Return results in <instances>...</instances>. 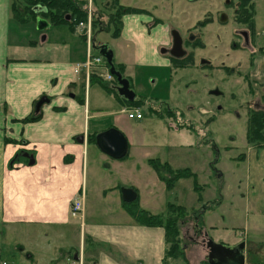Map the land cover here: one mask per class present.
Returning <instances> with one entry per match:
<instances>
[{"label": "rangeland", "instance_id": "obj_1", "mask_svg": "<svg viewBox=\"0 0 264 264\" xmlns=\"http://www.w3.org/2000/svg\"><path fill=\"white\" fill-rule=\"evenodd\" d=\"M118 1L143 11L123 17L121 38L101 32L96 43L108 45L118 61L121 50L123 53L122 40L126 35L132 38L139 59L126 77L137 99L146 101L140 107L143 119L129 123L132 132L126 136L129 151L121 159L125 160L121 176L126 185L138 187L139 198L131 204L123 203L121 208L138 207L152 214L166 215L169 202L186 207L190 214L179 224L182 244L188 248L192 264H209L203 261V250L189 243L194 232L193 218L201 216L197 222L200 227L219 226L207 229L204 235L208 240L237 245L244 240L240 235L244 222L251 223L258 218L260 231L251 228L248 232L247 239H257L256 245L249 243V263L264 264V146L250 145L246 138L250 108L258 107V103L264 107V0H253L255 31L236 20V0L232 1L233 7L226 6L227 0ZM224 12L228 15L226 23L220 21ZM12 16L15 20L13 12ZM204 20L208 21L201 26L199 22ZM22 25L28 27L22 28L17 22L13 29L22 32V42L32 38L33 44L39 45L48 35L56 41L65 38L64 26H52L42 32L37 31L35 22ZM172 29H177L185 40L192 33L204 44L193 48L187 42L188 46H184L188 53L194 54L193 66L175 68L172 65ZM202 59L209 60L212 66L202 67ZM87 88L91 116L95 114L93 101L96 100L99 107L96 117L100 123L107 124L115 118L125 120L116 98L98 84L83 86L78 97L85 99ZM164 107L176 114L159 118L156 111ZM93 150L112 162L111 157L96 147ZM24 154L19 159L24 160ZM94 158L100 165L101 160ZM151 158L169 162L174 169L190 168L197 176L176 181L172 189H167L162 182L153 187L148 183V171H140L148 168L152 172L148 164ZM114 203V200L88 202L83 221L79 216L71 217V224L60 232L62 236H55L52 231L58 228L51 227L47 232L51 237L43 240L23 235L24 228H19L20 225L10 231L0 222V264H47L51 258L66 262L68 254L80 250L82 223H103L106 210ZM225 225L229 228L224 229ZM196 233L199 239L201 236ZM98 245L94 246L96 252L103 248L101 243Z\"/></svg>", "mask_w": 264, "mask_h": 264}, {"label": "crops", "instance_id": "obj_2", "mask_svg": "<svg viewBox=\"0 0 264 264\" xmlns=\"http://www.w3.org/2000/svg\"><path fill=\"white\" fill-rule=\"evenodd\" d=\"M11 3L12 0H0V222L10 231L20 225L19 228H24L23 235L43 240L51 237L47 233L51 227L58 228L52 231L55 236H62L61 230L75 217L71 213L75 198H84L83 213L79 216L82 221L88 202L114 200V205L108 207L103 216V223H82L79 251L68 254L66 262L62 261L65 263L51 258L47 264H164V228L141 225L128 210L121 208L124 200L122 191L118 193L120 186H131L139 198L138 187L126 185L121 176L125 160L112 157V162L106 160L94 152V147L99 149L97 144L88 140L90 135L110 128H117L128 136L132 134L129 123L135 119L128 118L122 111L126 106L114 94L99 83L90 82L92 71L90 75L86 68L75 72L77 64L87 55V43L79 31L72 32L64 26L62 41L52 40L48 35L39 45L33 44L32 38L25 40L28 43L22 42V32L13 30L17 22L13 20ZM126 36L121 45L123 53L121 50L118 61L114 53V59L126 65L127 76L139 56L132 38ZM95 53L99 52L95 50ZM95 84L116 98L120 112L126 115L123 122L115 118L110 123H100L96 117L99 108L96 100L93 101L95 114L91 116L88 88L85 99L78 97V92L85 85ZM42 97L49 101L42 105L39 120L23 121L35 113L36 103ZM82 136L84 139L80 142ZM23 153L34 155L35 164L29 165L23 157L12 161ZM94 156L101 160L100 165L96 164L98 159ZM145 170L151 186L164 183L153 170L152 173L151 169L140 168V171ZM198 219L201 216L193 218L194 232L189 243L203 250L204 261L210 241L204 234L215 226L202 223L204 226L200 227ZM258 220L245 221L240 231L244 240H239L245 244V264H253L249 263V243L256 245L257 239L247 238L252 229L260 231ZM196 232L201 236L199 239ZM100 243L103 248L96 252L94 246ZM186 250L192 264L188 248Z\"/></svg>", "mask_w": 264, "mask_h": 264}, {"label": "trees", "instance_id": "obj_3", "mask_svg": "<svg viewBox=\"0 0 264 264\" xmlns=\"http://www.w3.org/2000/svg\"><path fill=\"white\" fill-rule=\"evenodd\" d=\"M105 4L98 3L95 0L92 26H93V42H97V36L101 32H109L112 37H119L123 28V17L129 13L142 12V9L124 6L118 0H107ZM238 10L236 12V20L247 26L249 30L255 31V5L253 0H239ZM45 9V10H44ZM39 10V12H38ZM110 10V12H106ZM11 11L15 20L19 24H28L30 22L37 23L39 17L45 18L51 26H67L72 32L76 31L77 24L81 21H87L88 12L83 0H12ZM208 20L199 22L201 26L206 25ZM193 48L204 47L201 40L190 42ZM175 68H187L194 64V54L190 52L183 59H171ZM116 69L126 77V65L118 63L114 59ZM109 67V64H106ZM130 81V79H129ZM91 83H99L107 92L114 94L126 107H141L146 101L144 99H135L133 102L125 100L112 85H119L117 78L113 81H107L94 71L91 75ZM131 83V81H130ZM132 88V84H131ZM251 93H255L251 87ZM151 109L154 106H150ZM157 116L165 119L167 116H174L176 112L168 107L163 110L156 111ZM40 113H33L23 119V121H37ZM183 127V125H180ZM98 133L89 136L91 143H96ZM247 142L250 145L264 146V107L250 108L247 125ZM127 156V155H126ZM125 156V157H126ZM124 157V158H125ZM19 157L13 159L15 162ZM25 161H28L24 158ZM148 164L158 174L167 189H172L176 181L183 178L195 177L190 168L174 169L169 162L162 161L160 158H151ZM199 189L198 187H196ZM138 198H136L137 200ZM135 200V201H136ZM134 202V201H133ZM131 202V203H133ZM124 205L127 204L124 202ZM130 203V204H131ZM129 214L141 225L148 227H162L165 230L166 250L164 256V264H190L186 247L183 246L180 221L184 220L190 212L186 207L176 203L169 202L166 209V215H156L140 208H127Z\"/></svg>", "mask_w": 264, "mask_h": 264}, {"label": "water", "instance_id": "obj_4", "mask_svg": "<svg viewBox=\"0 0 264 264\" xmlns=\"http://www.w3.org/2000/svg\"><path fill=\"white\" fill-rule=\"evenodd\" d=\"M220 19L222 22H224L227 20V17L225 16V14H222ZM50 26V23L45 18L39 17L37 19V29L39 31H44ZM171 36V56L177 59L184 58L187 55V50L184 48V40L180 32L176 29H173L171 31ZM42 39H45V36ZM95 49L105 57L107 63L110 66L111 73L117 78L119 85L116 89L118 93L125 100L133 102L136 99V93L133 89H131L129 80L127 78H124L121 72L116 69L114 64V52L106 44L96 46ZM200 63L201 65L211 64V62L207 59H202ZM213 93L219 94V91H213ZM47 101H49L48 98L42 97L36 103L35 113H39L42 105ZM83 139L84 138L82 136L79 141L83 142ZM96 144L102 152L114 159L124 158L129 151V145L126 136L117 128H110L108 130L100 132L96 137ZM24 157L28 159L29 165L35 164L34 155L25 153ZM122 196L123 200L126 203H131L136 200L137 191L133 188L124 187L122 188ZM207 244L210 252L207 255L206 259L209 264H245L244 242L235 246L216 244L212 241H209Z\"/></svg>", "mask_w": 264, "mask_h": 264}, {"label": "built area", "instance_id": "obj_5", "mask_svg": "<svg viewBox=\"0 0 264 264\" xmlns=\"http://www.w3.org/2000/svg\"><path fill=\"white\" fill-rule=\"evenodd\" d=\"M94 0H85L88 8V20L87 21H81L77 25V30L83 34V36L86 38L87 43V55L86 60L81 62L80 64H77L75 68V72L79 73V71L82 68H86L88 75H90V72L96 69H99L104 64V59L102 56L94 55L93 47H92V5ZM105 77L108 80H112L113 76L107 72L105 74ZM123 112L127 113L128 117L130 119H142L143 114L139 108L135 109H124ZM84 209V198L83 196L76 198L71 206V213L73 216H81ZM2 264H7L6 262H3Z\"/></svg>", "mask_w": 264, "mask_h": 264}, {"label": "flooded vegetation", "instance_id": "obj_6", "mask_svg": "<svg viewBox=\"0 0 264 264\" xmlns=\"http://www.w3.org/2000/svg\"><path fill=\"white\" fill-rule=\"evenodd\" d=\"M232 1H235V0H227V1H226V6H228V7L232 6V7H233V3H232ZM236 1L239 3V0H236ZM238 3H237V5H236V8L234 9L235 14H236V12H237V10H238V8H239ZM142 10H143V9H142ZM222 14H225V16L227 17V20L224 21V22H222L221 19H220V21H221L222 23H226V22L228 21V15H227L225 12L222 13ZM222 14H221V15H222ZM221 15H220V18H221ZM204 26H205V25H204ZM172 30H173V29H172ZM176 30H177V29H176ZM180 34H181V33H180ZM181 36H182V35H181ZM171 37H172V36H171ZM182 38H183V40H184V46H186V45L188 46L187 42L190 43V42H195L196 40H198L197 37H195L192 33L189 34L188 39L185 40L183 36H182ZM243 38H244V41H245V42L248 41L247 34L244 33V37H243ZM184 48H185V47H184ZM170 50H171V49H170ZM188 54H189V53L187 52V55H188ZM187 55H186V56H187ZM186 56H185V57H186ZM185 57H184V58H185ZM172 58H174V57H172ZM175 59H177V58H175ZM181 59H183V58H181ZM200 65H201V64H200ZM192 66H193V65H192ZM201 66H202V67H211L212 64H210V65H201ZM190 67H191V66H190ZM187 68H188V67H187ZM257 105H258V107L260 106L259 103H258ZM260 107H261V106H260ZM209 252H210V249L208 250V254H209ZM75 254H76V253H75ZM208 254H207V255H208ZM76 257H78V254H76Z\"/></svg>", "mask_w": 264, "mask_h": 264}]
</instances>
